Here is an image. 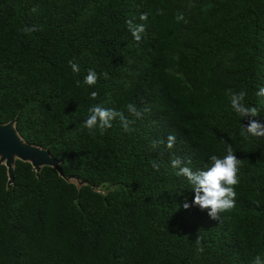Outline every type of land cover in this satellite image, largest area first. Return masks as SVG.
<instances>
[{"label": "trees", "instance_id": "1", "mask_svg": "<svg viewBox=\"0 0 264 264\" xmlns=\"http://www.w3.org/2000/svg\"><path fill=\"white\" fill-rule=\"evenodd\" d=\"M128 20L145 26L140 42ZM89 69L93 86L83 83ZM262 86L264 0H0V121L15 117L22 139L48 147L62 172L15 158L6 183L0 162V264L264 260V137L242 134L248 119L230 103L247 92L259 110L251 119L264 124ZM95 104L134 119L132 131L116 119L89 134ZM229 144L242 161L236 204L217 220L170 162L206 170Z\"/></svg>", "mask_w": 264, "mask_h": 264}, {"label": "clouds", "instance_id": "2", "mask_svg": "<svg viewBox=\"0 0 264 264\" xmlns=\"http://www.w3.org/2000/svg\"><path fill=\"white\" fill-rule=\"evenodd\" d=\"M162 14V10H158ZM140 20H147V14L144 13L140 16ZM178 22L183 21L187 23L183 13H179L176 16ZM128 30L131 32L133 38L140 42L142 40V34L145 32V26L143 24L133 23L132 20L127 22ZM36 28H25L24 32L28 33L35 31ZM73 73H79L80 67L78 64L69 61ZM107 78V73H103ZM98 74L89 69L87 75L84 77L83 83L89 86H93L97 83ZM80 81L77 80V86H80ZM231 91V90H229ZM258 97H264V86L260 87L256 93ZM96 92L91 93V98L95 99ZM247 92L240 91L238 93H231V107L236 114L241 118H247L248 123L244 125V132L242 134H249L255 137H264V124L260 123L252 117H256L259 114V110L256 107L249 106L245 102ZM129 116L135 118H141L142 112L137 109L134 104L129 103L127 106ZM89 116L85 121L84 127L88 129L89 134L95 135V130L99 129L101 132L112 126V121L119 119L120 124L125 132L132 131L131 125L135 123L134 119H129L124 115L122 111L109 109L102 107L99 104L92 105L89 108ZM147 111V109H145ZM175 144V136L169 135L167 138V148L172 149ZM153 147H157L154 143ZM210 167L206 170H193L188 164H185L179 157L171 159V167L178 169L177 175L183 176L192 186V191L195 193L193 203L203 209H210L208 215L212 219H219V214L224 211L231 210L235 207L237 192L235 186L238 185V171L242 165V161L234 155V149L229 144L226 147V155L222 158L217 155H211L209 157ZM190 164V161L188 162ZM153 167L158 169L159 165L153 162ZM190 205L185 202L183 207L187 209ZM198 253L204 252V247L201 246V238L198 236L196 240ZM251 264H264L260 255L253 257Z\"/></svg>", "mask_w": 264, "mask_h": 264}, {"label": "water", "instance_id": "3", "mask_svg": "<svg viewBox=\"0 0 264 264\" xmlns=\"http://www.w3.org/2000/svg\"><path fill=\"white\" fill-rule=\"evenodd\" d=\"M15 117L0 121V162L6 168L7 180H12V165L15 158L26 160L36 172L41 165H50L59 175H62L58 160L49 153L48 147L28 143L22 139L14 126ZM66 179L75 178L72 175ZM83 180H77V184Z\"/></svg>", "mask_w": 264, "mask_h": 264}]
</instances>
